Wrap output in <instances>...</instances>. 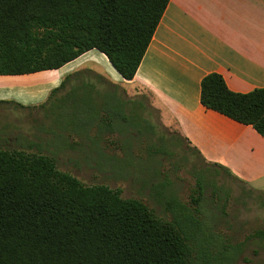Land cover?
Here are the masks:
<instances>
[{
  "label": "trees",
  "instance_id": "trees-1",
  "mask_svg": "<svg viewBox=\"0 0 264 264\" xmlns=\"http://www.w3.org/2000/svg\"><path fill=\"white\" fill-rule=\"evenodd\" d=\"M169 1L0 0V76L56 70L96 49L131 81ZM201 104L264 136V88L236 93L211 73ZM167 210L171 220L84 185L49 156L0 148V264H236L249 244H264L262 229L231 245L198 210L175 200Z\"/></svg>",
  "mask_w": 264,
  "mask_h": 264
},
{
  "label": "crops",
  "instance_id": "crops-1",
  "mask_svg": "<svg viewBox=\"0 0 264 264\" xmlns=\"http://www.w3.org/2000/svg\"><path fill=\"white\" fill-rule=\"evenodd\" d=\"M211 73L236 93L264 88V0H170L133 80L94 49L56 70L0 76V104L13 102L20 119L21 111L66 94L67 78L88 85L100 103L103 95L146 101L171 117L205 163L264 198V136L201 104V81Z\"/></svg>",
  "mask_w": 264,
  "mask_h": 264
},
{
  "label": "rangeland",
  "instance_id": "rangeland-1",
  "mask_svg": "<svg viewBox=\"0 0 264 264\" xmlns=\"http://www.w3.org/2000/svg\"><path fill=\"white\" fill-rule=\"evenodd\" d=\"M64 89L66 94L21 111L20 119L13 102L0 104V148L49 156L59 171L84 185L107 186L165 220L172 219L167 207L175 200L194 214L198 210L197 217L214 228L211 232L229 238L231 245L264 230V198L205 163L157 105L122 95L117 100L103 95L100 103L88 85H72L68 78ZM198 180L206 185L196 204ZM263 261L264 244L253 242L236 264Z\"/></svg>",
  "mask_w": 264,
  "mask_h": 264
}]
</instances>
